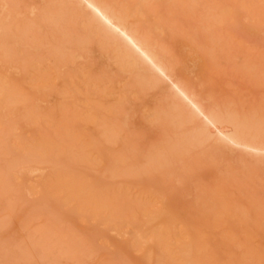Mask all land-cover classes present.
Returning a JSON list of instances; mask_svg holds the SVG:
<instances>
[{
  "label": "rangeland",
  "instance_id": "374dc122",
  "mask_svg": "<svg viewBox=\"0 0 264 264\" xmlns=\"http://www.w3.org/2000/svg\"><path fill=\"white\" fill-rule=\"evenodd\" d=\"M173 262L264 264V0H0V264Z\"/></svg>",
  "mask_w": 264,
  "mask_h": 264
},
{
  "label": "bare ground",
  "instance_id": "6f19581e",
  "mask_svg": "<svg viewBox=\"0 0 264 264\" xmlns=\"http://www.w3.org/2000/svg\"><path fill=\"white\" fill-rule=\"evenodd\" d=\"M87 1V0H86ZM89 6L91 7V9L93 10L94 13H96L97 15H99L100 17H103L104 19L108 20L110 24L113 25V27H116L120 30L121 34H123L125 37H128V39H130V41L135 45L136 49L131 47V45L129 44V42L126 40V38L124 37V39L126 40V43L130 46V48L135 51L139 56L145 55L146 57H148L149 59L153 60L154 59V54L150 51L148 45L146 44V42L139 40L137 37H135L127 28V26H125L124 24H122L119 21H115V20H111L110 17L102 10L101 7H99L98 5L94 4V3H88ZM32 11V10H31ZM35 11V10H34ZM92 43V42H91ZM110 54V52H109ZM3 57V56H2ZM157 62V61H156ZM119 67V66H118ZM19 107V106H18ZM212 120L214 121H218L220 123H222L225 128L227 129L228 133L230 136L237 138L238 140H240V135L235 131V129L228 124H225V122H223V120L215 113H210L208 114ZM196 116L194 111H190L188 113V119L191 120L192 118H194ZM181 124V123H179ZM183 125V124H181ZM177 129V128H176ZM114 130V129H113ZM200 134L203 135L206 138H212V131L210 129V127L208 125H206L205 123H203L202 127L200 128ZM57 132V131H56ZM263 136V135H262ZM102 137V136H101ZM109 138V137H108ZM183 144V143H182ZM252 146V145H251ZM255 147V146H252ZM176 150V149H175ZM134 151V150H133ZM148 151V150H147ZM83 154V153H82ZM40 157V156H39ZM86 157V156H85ZM150 158V157H149ZM154 159V158H153ZM152 160V159H150ZM161 160V159H160ZM93 161V160H92ZM155 161V159L153 160ZM97 162V161H95ZM76 167V166H75ZM132 167V166H131ZM107 170V169H106ZM128 171V170H127ZM108 174V173H107ZM103 176V175H102ZM125 177V176H124ZM113 178V177H112ZM180 178V177H179ZM102 188V187H101ZM119 188V187H118ZM117 188V189H118ZM152 188V187H151ZM127 190V189H125ZM78 191V190H77ZM123 191V190H122ZM103 193V192H102ZM106 193V192H105ZM119 194V193H118ZM108 196V195H107ZM156 196V195H155ZM158 196V195H157ZM160 197V196H159ZM159 200V199H158ZM88 203V202H87ZM88 205V204H87ZM125 211V210H124ZM131 211V210H130ZM138 211V210H137ZM132 213V212H131ZM128 214V213H127ZM108 215V214H107ZM114 216V215H113ZM111 216V217H113ZM110 217V216H109ZM116 218V217H115ZM164 239H166L164 237ZM164 241V240H162ZM161 241V243H162ZM159 243V244H161ZM168 244V243H167ZM155 251V250H154ZM157 262V261H156ZM190 262V261H189ZM185 263V261H184ZM187 263V262H186ZM174 264V262H173ZM176 264V263H175Z\"/></svg>",
  "mask_w": 264,
  "mask_h": 264
}]
</instances>
